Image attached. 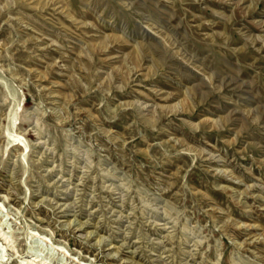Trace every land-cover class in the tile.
Wrapping results in <instances>:
<instances>
[{"label":"rangeland","instance_id":"1","mask_svg":"<svg viewBox=\"0 0 264 264\" xmlns=\"http://www.w3.org/2000/svg\"><path fill=\"white\" fill-rule=\"evenodd\" d=\"M0 264H264V0H0Z\"/></svg>","mask_w":264,"mask_h":264},{"label":"bare ground","instance_id":"2","mask_svg":"<svg viewBox=\"0 0 264 264\" xmlns=\"http://www.w3.org/2000/svg\"><path fill=\"white\" fill-rule=\"evenodd\" d=\"M66 208H67V207H66ZM68 209H69V208H68ZM68 209H67V210H68ZM68 214H69V213H68ZM68 214H67V215H68ZM67 217H68V216H67ZM73 223H74V222H73ZM74 224L78 225V222L75 221ZM82 228H83V227H82ZM82 228H81V229H82ZM81 229H80V230H81ZM77 231H78V230H77ZM98 237H99V236H98ZM106 243H107V242H106ZM115 256H116V255H115ZM116 258H117V257H116Z\"/></svg>","mask_w":264,"mask_h":264}]
</instances>
